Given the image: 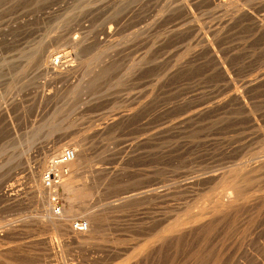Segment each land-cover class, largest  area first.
Returning <instances> with one entry per match:
<instances>
[{
  "label": "rangeland",
  "instance_id": "rangeland-1",
  "mask_svg": "<svg viewBox=\"0 0 264 264\" xmlns=\"http://www.w3.org/2000/svg\"><path fill=\"white\" fill-rule=\"evenodd\" d=\"M219 1L0 0V264H264V0Z\"/></svg>",
  "mask_w": 264,
  "mask_h": 264
},
{
  "label": "bare ground",
  "instance_id": "bare-ground-1",
  "mask_svg": "<svg viewBox=\"0 0 264 264\" xmlns=\"http://www.w3.org/2000/svg\"><path fill=\"white\" fill-rule=\"evenodd\" d=\"M244 1H246V0H220L219 2H220V7L221 8H223V9H225L226 11H229V12H233L234 13V15L236 14H239L242 10H244L245 9V7H243V2ZM111 30V29H110ZM47 59V58H46ZM54 63V62H53ZM49 65H52L51 63L50 64H48L47 66L48 67H46V69L48 68V69H50V67H49ZM63 65H60V64H55L54 63V65L53 66H51V70H53L54 69V71L56 72V71H58V69H60L61 67H62ZM55 69H57V70H55ZM242 96V95H241ZM240 97V96H239ZM241 99V98H240ZM242 100V99H241ZM244 100V99H243ZM261 121V120H260ZM253 122V121H252ZM262 123V122H261ZM253 130H254V128H253ZM77 136V135H76ZM68 140V139H67ZM67 150H70V149H67ZM67 150H65V151H63L62 152V154L60 155V157H59V160H58V162H57V164H59V166L58 167H61L62 165L61 164H67V163H69L68 165H70L71 167H73V168H75V169H78V168H80L81 166H82V164L84 163V160L82 159V157H80L79 155H78V153H75V151H73V150H70L71 152L70 153H72V159L70 160V161H68V162H64L61 158L63 157V155L66 153V151ZM253 154V153H252ZM256 155H257V153H256ZM258 157H260V156H258ZM257 157V158H258ZM73 161V162H72ZM71 162V163H70ZM255 163V162H254ZM244 165H245V163H243ZM247 164V163H246ZM66 167V166H65ZM247 167V166H246ZM252 168H253V172L252 173H254V174H259V171L260 170H263L264 169V160H258V161H256V164L254 165L253 164V166H252ZM40 169V171H38L39 173H38V176L36 177V176H34V175H32V177L34 178V182H35V191L37 192V194H38V196H42V198H44V197H50V196H52V193H54L56 190H54L53 191V188L54 187H57L58 185H59V176L58 175H55L54 173H49L50 175H49V177H51V180H50V182H49V184H47V180L48 179H46V177H45V183H46V185L47 186H45L43 183V180L41 181V179H43L44 178V172L45 171H47V170H49V169H51V166H49L48 164H47V160H44L43 161V163L41 164V167L39 168ZM63 170V169H62ZM247 171V170H246ZM249 171V170H248ZM59 172V171H58ZM264 173V172H263ZM73 175H75V174H73ZM71 177V176H70ZM72 178V177H71ZM70 180H72V179H70ZM224 180V179H223ZM230 180V179H229ZM69 181V180H68ZM232 181V180H231ZM234 182V181H233ZM253 182V179L250 177L249 178V176L247 177V176H245L243 173H242V171H241V169H240V171H239V173H237L236 172V175H235V193H236V197H235V203L236 204H238L239 202L238 201H245V195H246V187H248L251 183ZM69 184V185H68ZM68 184H66L65 182H63L61 185H60V188H61V190H63V192H66V191H68L69 189L70 190H72L74 193H75V195H78V194H81V193H84L87 189H86V187H84L83 189H75V188H72L71 186H70V183H68ZM14 186H15V184H14ZM82 186V185H81ZM14 188V187H13ZM12 187H11V189H8L7 191H6V194L7 195H9L11 192H14ZM255 188V187H254ZM156 190V189H155ZM58 191V190H57ZM149 191V190H148ZM154 191V190H153ZM61 192V191H60ZM158 192V191H157ZM156 192V193H157ZM54 194H56V193H54ZM136 194V193H135ZM150 194H154L153 192H146V193H144V194H142L143 196L144 195H150ZM245 194V195H244ZM252 194V193H251ZM251 194H250V196H251ZM254 194V193H253ZM256 194V193H255ZM20 196V195H19ZM137 195H130L129 197L127 196H125L126 198H135ZM141 196V195H140ZM139 196V197H140ZM142 196V197H143ZM159 196V195H158ZM223 196V195H222ZM225 196V195H224ZM263 196V195H262ZM264 197V196H263ZM38 199L40 198V197H37ZM249 198V197H248ZM256 198V197H255ZM261 198V197H260ZM41 199V198H40ZM39 199V201H41L42 203H43V206L45 205V202H44V200L42 201V200H40ZM244 199V200H243ZM258 199V198H257ZM264 199V198H263ZM224 200V199H223ZM252 200V199H251ZM59 200H58V198H55L52 202H53V205H54V214L56 215V216H54L53 214H52V216H51V218H50V220H51V224L49 223V225L48 224H45V225H47V226H42L43 228H47V227H49V226H51V227H54L55 229H57V230H62V231H66V232H69V228L71 227V230L70 231H72V234H74L73 235V237H72V239L74 240V242H77V243H79V244H89V240H91V237H90V234H89V236H87L86 237V234L88 233V231H89V228H90V226H89V224L88 223H85V225H81V224H79V223H77V224H75L74 225V229H73V226H67L68 224H67V222L69 221V222H71L70 220H67V222H66V220L65 219H63L64 217H58L60 214H61V212H62V206L61 205H58L57 204V202H58ZM248 201V200H247ZM257 201V200H256ZM255 201V202H256ZM261 201V200H260ZM238 202V203H237ZM254 202V203H255ZM88 203V202H87ZM224 203H225V200H224ZM263 203H264V201H263ZM47 204H48V202H47ZM234 204V201H229V203H227V204H222L221 205V207H222V209H224V206H225V209H228V208H226V207H229V208H231L232 207V205ZM249 204V203H248ZM258 204V203H257ZM256 204V205H257ZM261 204V203H260ZM259 205V204H258ZM257 205V206H258ZM46 206V205H45ZM44 206V208H45V211L48 213L49 212V206H46L45 207ZM220 206V205H219ZM257 206H256V208H257ZM261 206L263 207V205L261 204ZM60 207V208H59ZM217 207H218V205H217ZM262 207L260 208V209H262ZM57 208H59L60 210H59V212H55V210L57 209ZM248 208V207H247ZM255 208V207H254ZM218 209H221L220 207H218ZM218 209H215V210H218ZM258 210L259 212H261V210ZM85 210H87V209H85ZM202 210H203V208H202ZM202 210H201V212L200 213H202ZM264 210V209H263ZM220 211V210H219ZM251 211V210H250ZM255 211H256V209H255ZM51 212V211H50ZM89 212V211H88ZM258 212V213H259ZM258 213H256V214H258ZM263 213V212H262ZM87 214V213H86ZM255 214V213H254ZM260 214V213H259ZM258 214V215H259ZM89 215V214H88ZM262 215V214H261ZM197 217H194V218H196V219H193V221L192 222H195V221H199V220H201L200 218H198V215H196ZM202 216H204V214H202ZM260 216V215H259ZM190 217H192V216H190ZM198 218V219H197ZM256 218V217H255ZM67 219V218H66ZM203 219V218H202ZM259 221V220H258ZM93 222V221H92ZM190 223V222H189ZM92 224V223H91ZM41 225H44V224H41ZM178 226H179V224H178ZM177 226V227H178ZM175 227V226H174ZM176 227V228H177ZM179 228V227H178ZM69 229V230H68ZM75 229H77V230H75ZM175 229V228H174ZM176 231V230H175ZM8 232V231H7ZM85 232H87L85 235H84V233ZM69 233H71V232H69ZM202 235V234H201ZM93 236V235H92ZM94 238V237H93ZM56 242V241H55ZM45 245H47V244H45ZM57 248V247H56ZM46 250L48 249V251H47V253L49 252V251H52L51 249H53V242H51L50 241V243L47 245V247L45 248ZM123 251V250H122ZM118 254V253H117ZM126 253H124V255H125ZM133 259V258H132ZM134 260V259H133ZM83 261V260H82ZM128 263V262H127ZM22 264V263H21ZM57 264V263H56Z\"/></svg>",
  "mask_w": 264,
  "mask_h": 264
},
{
  "label": "built area",
  "instance_id": "built-area-1",
  "mask_svg": "<svg viewBox=\"0 0 264 264\" xmlns=\"http://www.w3.org/2000/svg\"><path fill=\"white\" fill-rule=\"evenodd\" d=\"M70 150H67L66 153L63 155V157L61 158L64 162H68L72 159V153H70ZM47 180V184H49L51 177H49V175L46 177ZM57 204L59 205V201L57 202ZM60 208V207H59ZM59 208L56 209V212H59ZM80 224V223H79ZM82 225V224H81ZM83 225H85V223H83Z\"/></svg>",
  "mask_w": 264,
  "mask_h": 264
}]
</instances>
